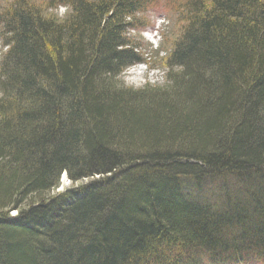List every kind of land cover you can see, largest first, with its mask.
<instances>
[{
  "label": "trees",
  "instance_id": "obj_1",
  "mask_svg": "<svg viewBox=\"0 0 264 264\" xmlns=\"http://www.w3.org/2000/svg\"><path fill=\"white\" fill-rule=\"evenodd\" d=\"M30 2L1 17L0 264H264V0H182L140 88L141 0Z\"/></svg>",
  "mask_w": 264,
  "mask_h": 264
},
{
  "label": "rangeland",
  "instance_id": "obj_2",
  "mask_svg": "<svg viewBox=\"0 0 264 264\" xmlns=\"http://www.w3.org/2000/svg\"><path fill=\"white\" fill-rule=\"evenodd\" d=\"M17 1L0 0V51L2 53L4 49L2 50L1 47L3 40L1 17ZM46 1L29 0L30 3L35 5ZM141 1L145 4V9L135 15V22L132 21L135 29L129 31V37L137 45L140 56L145 62L143 65H137L125 72L123 83L125 86L132 88H140L146 84L161 87L164 84L167 72L166 56L171 51L172 42L179 36L181 23L177 18L176 11L182 0ZM48 13L61 19L67 14V11L64 8H59L57 11L50 10ZM70 185L68 179L65 182L60 179V186L56 192H61Z\"/></svg>",
  "mask_w": 264,
  "mask_h": 264
},
{
  "label": "water",
  "instance_id": "obj_3",
  "mask_svg": "<svg viewBox=\"0 0 264 264\" xmlns=\"http://www.w3.org/2000/svg\"><path fill=\"white\" fill-rule=\"evenodd\" d=\"M61 180H67V177L65 174L61 177Z\"/></svg>",
  "mask_w": 264,
  "mask_h": 264
},
{
  "label": "bare ground",
  "instance_id": "obj_4",
  "mask_svg": "<svg viewBox=\"0 0 264 264\" xmlns=\"http://www.w3.org/2000/svg\"><path fill=\"white\" fill-rule=\"evenodd\" d=\"M66 180H63V182H65Z\"/></svg>",
  "mask_w": 264,
  "mask_h": 264
}]
</instances>
